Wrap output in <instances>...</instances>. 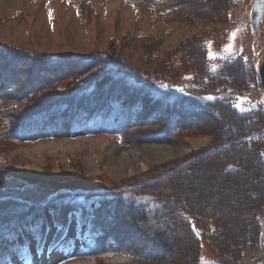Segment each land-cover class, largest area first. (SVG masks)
<instances>
[{"label": "rangeland", "instance_id": "1", "mask_svg": "<svg viewBox=\"0 0 264 264\" xmlns=\"http://www.w3.org/2000/svg\"><path fill=\"white\" fill-rule=\"evenodd\" d=\"M137 1L82 0L78 9L71 0H0V92L17 91L0 101L4 118L101 83L104 65L116 60L208 100L205 111L190 113L187 104L169 110L128 89L137 113L122 132L112 122L91 133L75 123L71 134L27 141L13 140L1 115L0 195L16 211L40 213L19 218L0 240V264H23L45 249L58 264H264V14L254 31V0ZM54 54L59 64L48 63ZM150 145L184 151L159 160L146 149L136 159L121 154ZM65 193L79 205L59 227L49 221L64 217ZM7 209L0 204V214ZM92 217L99 223L91 232ZM100 242L110 249L100 252ZM89 245L96 254H77Z\"/></svg>", "mask_w": 264, "mask_h": 264}, {"label": "trees", "instance_id": "2", "mask_svg": "<svg viewBox=\"0 0 264 264\" xmlns=\"http://www.w3.org/2000/svg\"><path fill=\"white\" fill-rule=\"evenodd\" d=\"M71 1L76 3L75 4L76 8L78 9L81 8L82 0H71ZM128 1L133 2L134 4H139L137 0H128ZM142 1L143 2L145 1L144 3H149L151 5H154V3H157L158 1H162V0H142ZM1 54L2 53H0V55ZM4 54L3 57L5 58L8 54L7 55ZM76 57L78 56L72 55L68 59L75 60ZM62 59L63 58H60L59 55L54 54L51 56V60L48 61V63H52V65H55L56 63H58L59 60ZM28 61L30 60L28 59ZM88 62H90L89 59L84 60L83 64L87 65ZM48 63L46 62V64ZM103 69L108 72L107 76L109 79L106 77V80L102 81L101 83H97V81L95 80H92L91 82L87 81L86 84L84 83L85 85H83L82 87L80 86L79 88H75L71 91H63L62 94H58L57 97L51 98L50 100L46 101L43 106H38L32 110H29L27 113H24L22 115L18 114V116H14L13 118L12 115L4 118L3 117L4 113H1L2 116L1 115L0 116L5 120V123L8 124L7 132L9 136L16 141H27L30 139L45 137L47 135L52 137L58 136L60 135V133L64 132L62 130H66L67 134H71L73 133V131L78 130L79 128L78 125L76 129V127L74 126L75 123L81 124V127H84L85 129L84 131L86 133H91L96 131V129L100 127V123H103L101 126L103 127L105 125V122L107 123L112 122L115 126L116 131L122 132L123 131V128H121L122 125H124L128 120L135 121L136 119L135 113H137V111L133 108V105H131V103L130 104L128 103V100L134 99L137 96H140V98H146L148 99V101L154 104L160 103L163 105L164 108H168L169 110L172 109L178 110L180 108H183L184 107L183 105L185 104H187V106L190 107V113H201L206 110L203 104L206 103V101L208 100L203 101L201 99L205 97L198 98L197 101L187 96L188 94H186L187 93L186 91H178V90L172 91L167 89L168 86H170V84L174 83V81H172L171 79L160 78L154 74H150L146 72H138L136 70L132 71V69H130L125 62L119 60H116L114 64L104 65ZM53 80H55V78ZM108 80H110L111 83H109L110 81ZM3 83L4 82H2L1 85ZM51 84H46L44 86H49ZM138 88L143 91V94H138L137 96H135L133 91L128 90V89H138ZM35 89L36 90L39 89V86H37ZM12 90L15 91L11 92L10 89L6 88L4 94L3 92H0V101H2L5 98L7 92L9 93L8 95H13L10 93L17 92L15 88ZM30 92H32V89L31 91L30 89H27V91L23 90L16 95V99L17 100H20L22 98L27 99L28 95L32 94ZM262 106L264 108L263 102H262ZM133 109L135 110V113L133 112ZM4 111L5 109L4 110L1 109L0 112H4ZM18 112L19 111L17 110V113ZM10 117L11 119H9ZM130 125L131 124H129V126ZM43 133L44 135H42ZM12 183L13 182H10V184L8 185H12ZM65 194L66 195L64 199L58 200V202L62 204V208L67 209L66 211L65 210L62 211L65 214L64 217L61 218L54 217L53 219H51V221H49L51 224H54L59 227L65 226L68 220L66 218L67 214L69 212H75L78 209V205H79V204H76L74 206L71 205L69 203L71 201V197H69L67 193ZM0 202L5 203L8 208L6 212L8 216L2 213L0 214V240H1L2 238L6 237V235L14 231L15 227H17L16 221L20 220L21 217L25 215L34 214L33 211L36 209L33 210L32 207H27L26 209H21L16 211V209L18 208L16 203H12V201L9 200V198L8 199L3 198L2 195H0ZM8 202H11V204ZM7 203L10 205H7ZM138 204L142 206V203H138ZM139 210L143 211L142 209ZM39 213L37 214L39 215ZM92 218L93 221L90 223L91 232L92 229L94 230L95 227L98 226V225L95 226V224L99 223L98 217L95 218L92 217ZM44 228L45 227H42L41 232L37 236V240L39 241V243L44 241V230H45ZM102 236L103 238L107 237L106 233L102 232V234L100 233V236L98 235L97 237L96 236L92 237L93 238L92 243L96 242L95 241L96 238L102 239ZM60 238L61 236H59L56 240ZM96 249H97L96 247H91L89 245L86 251L80 253L79 255L92 256L96 254L95 253ZM109 249L110 248L107 245L106 246L103 244L101 245L100 242V252ZM6 259L7 258H5V260Z\"/></svg>", "mask_w": 264, "mask_h": 264}, {"label": "bare ground", "instance_id": "3", "mask_svg": "<svg viewBox=\"0 0 264 264\" xmlns=\"http://www.w3.org/2000/svg\"><path fill=\"white\" fill-rule=\"evenodd\" d=\"M32 82V81H31ZM112 89V88H111ZM87 100V99H86ZM67 105V104H66ZM66 113V112H65ZM52 146V145H51ZM147 150L149 153H151L155 159H160L162 157H167L171 154H174V152L180 151L183 152L184 149L183 148H178V147H173V146H162V145H150V146H146V147H128V148H124V150L121 151L122 156H125V154H132L134 159H136V154L137 152H140L142 150ZM179 153V152H178ZM173 156V155H172ZM168 158V157H167ZM128 165L130 166L128 159H126ZM86 213V212H85ZM83 214V213H81ZM98 215V214H96ZM80 216V214H79ZM55 217V216H52ZM83 218V217H82ZM93 219V218H92ZM92 219H90L92 221ZM80 221V220H79ZM91 223V222H90ZM59 224V223H58ZM80 224V223H79ZM15 232V231H14ZM43 256V257H42ZM45 254L39 256V258H41L40 260L36 257L34 258V262L32 260L31 264H58V259L57 256H50V257H44ZM65 264H91L90 260L88 259H75V260H71Z\"/></svg>", "mask_w": 264, "mask_h": 264}, {"label": "water", "instance_id": "4", "mask_svg": "<svg viewBox=\"0 0 264 264\" xmlns=\"http://www.w3.org/2000/svg\"><path fill=\"white\" fill-rule=\"evenodd\" d=\"M263 13H264V0H254L250 11V23L254 31L258 30L259 23L263 16ZM258 74L262 87V98L264 103V59L259 65ZM262 263H263V258H260L254 264H262Z\"/></svg>", "mask_w": 264, "mask_h": 264}, {"label": "snow or ice", "instance_id": "5", "mask_svg": "<svg viewBox=\"0 0 264 264\" xmlns=\"http://www.w3.org/2000/svg\"><path fill=\"white\" fill-rule=\"evenodd\" d=\"M236 107H238V108H239V107H240V105H236Z\"/></svg>", "mask_w": 264, "mask_h": 264}]
</instances>
